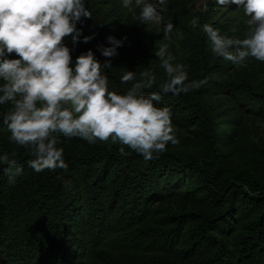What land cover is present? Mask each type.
Listing matches in <instances>:
<instances>
[{
  "label": "trees",
  "instance_id": "obj_1",
  "mask_svg": "<svg viewBox=\"0 0 264 264\" xmlns=\"http://www.w3.org/2000/svg\"><path fill=\"white\" fill-rule=\"evenodd\" d=\"M85 3L91 19L76 26L81 41L95 36L89 43L64 39L71 66L88 50L101 64L110 59L101 73L118 94L131 87L121 83L126 71L137 80L153 72L156 84L141 94L160 95L156 106L170 108L179 143L145 160L126 146L122 156L119 142L89 144L58 133L67 171L37 173L29 167L34 155L10 142L2 123L11 105H0V155L23 169L10 183L0 164V264H264V62L237 66L214 55L202 27L244 39L243 10L216 0L202 7L167 0L159 29L140 22L135 0L130 8L123 0ZM195 17L200 26L192 28ZM109 36L123 41L112 58L97 48L110 47ZM161 46L189 81L207 82L187 94L162 92L168 78L155 56Z\"/></svg>",
  "mask_w": 264,
  "mask_h": 264
},
{
  "label": "clouds",
  "instance_id": "obj_2",
  "mask_svg": "<svg viewBox=\"0 0 264 264\" xmlns=\"http://www.w3.org/2000/svg\"><path fill=\"white\" fill-rule=\"evenodd\" d=\"M85 4V0H0V105H11L2 123L10 133V142L34 155L29 167L37 173L67 171L64 150L57 147L62 143L58 133L89 144L119 142L122 156L129 154L126 146L145 160L158 158L169 144L179 143L170 108L156 106L160 95L141 94L156 84L153 72L143 71L137 80L135 72L126 71L121 83H131V87L126 94H118L109 90L108 78L101 73L102 66H112L110 59L101 64L88 50L76 58L74 68L71 66V51L64 39L71 36L73 44L89 43L95 36H83L81 41L82 29L76 26L82 18L91 19ZM132 4L133 0H123L122 6L130 8ZM216 4L242 9L248 31L246 38L239 39L204 24L212 53L237 66H245L249 58L264 62V0H216ZM135 7L141 9V23L159 24L167 0H135ZM190 26L199 27V17L193 18ZM172 29L168 22L166 38ZM107 40L110 47L101 44L97 48L102 56L115 57L123 41L112 36ZM13 54L19 58L10 59ZM155 56L168 78L159 85L162 92L187 94L207 82L189 81L185 66L173 64L175 57L167 46L155 50ZM0 164L7 165L4 171L10 183L23 171L8 154L0 155Z\"/></svg>",
  "mask_w": 264,
  "mask_h": 264
},
{
  "label": "rangeland",
  "instance_id": "obj_3",
  "mask_svg": "<svg viewBox=\"0 0 264 264\" xmlns=\"http://www.w3.org/2000/svg\"><path fill=\"white\" fill-rule=\"evenodd\" d=\"M146 1H147V0H146ZM203 2H204V0H195V4H196L197 7H202V6H203V5H202ZM227 12H231V9L228 8V9H227ZM154 23H155V22H154ZM156 24H157V23H156ZM157 26H158L159 29L161 28L160 23L157 24Z\"/></svg>",
  "mask_w": 264,
  "mask_h": 264
}]
</instances>
